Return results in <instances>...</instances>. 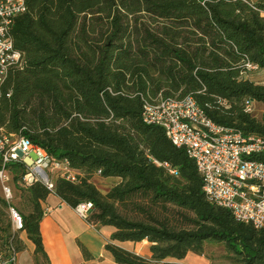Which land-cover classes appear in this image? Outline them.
Listing matches in <instances>:
<instances>
[{"label":"trees","instance_id":"trees-1","mask_svg":"<svg viewBox=\"0 0 264 264\" xmlns=\"http://www.w3.org/2000/svg\"><path fill=\"white\" fill-rule=\"evenodd\" d=\"M25 3L11 27L22 62L3 86L0 134L29 138L78 175L56 178L52 190L41 181L23 187L26 165L12 162L19 193L9 203L0 187V253L26 249L12 230V206L34 245L32 264H50L40 223L54 194L72 208L92 204L84 219L113 229L104 248L116 264H185L209 243L224 246L234 264H264V227L211 204L186 150L142 117L159 93L191 95L215 123L264 136V111L246 110L247 102L264 105V84L242 75L247 63L264 68V0ZM96 175L119 181L102 192ZM143 241L148 256L124 246Z\"/></svg>","mask_w":264,"mask_h":264},{"label":"built area","instance_id":"built-area-1","mask_svg":"<svg viewBox=\"0 0 264 264\" xmlns=\"http://www.w3.org/2000/svg\"><path fill=\"white\" fill-rule=\"evenodd\" d=\"M25 10V0H0V99L10 71L22 62V53L14 46L11 27ZM251 71L264 74V68L247 63L242 75L247 78ZM246 110L253 111L252 103L247 102ZM142 117L145 124L162 127L173 145L186 150L203 179V191L211 204L228 209L239 222L257 229L264 227V160L258 158L264 154V136L245 135L215 123L191 95L164 97L159 93L154 101L145 102ZM18 161L27 168L20 180L23 187L41 181L52 190L56 178L77 180L78 173L67 159L54 158L29 138L1 130L0 187L9 203L13 200L9 165ZM169 171L176 173L174 169ZM91 207V203H84L74 209L85 218ZM9 211L13 233L20 237L23 218L14 207L10 206ZM18 256L11 246L6 257L0 253V264H19Z\"/></svg>","mask_w":264,"mask_h":264},{"label":"crops","instance_id":"crops-1","mask_svg":"<svg viewBox=\"0 0 264 264\" xmlns=\"http://www.w3.org/2000/svg\"><path fill=\"white\" fill-rule=\"evenodd\" d=\"M42 207L44 210L50 208L40 223L44 249L50 264H116L104 248L112 228H97L89 224L74 208L54 194L48 196ZM20 237L26 245L23 252L29 253L32 264L34 245L24 233ZM142 243L148 245L147 241ZM83 249L87 250V256Z\"/></svg>","mask_w":264,"mask_h":264},{"label":"rangeland","instance_id":"rangeland-1","mask_svg":"<svg viewBox=\"0 0 264 264\" xmlns=\"http://www.w3.org/2000/svg\"><path fill=\"white\" fill-rule=\"evenodd\" d=\"M247 78L262 83L264 82V74L257 71H251ZM264 111V105L255 103L253 107L252 114L256 117H260L262 112ZM92 181L96 184V186L102 191H108L115 183L119 181L117 178H103L99 175H96L92 178ZM13 189V200L11 203L16 202L18 200V193H16L15 188L13 187L12 181L10 182ZM8 212L10 213L9 209ZM148 246L146 243H139V244H128L125 247L138 252L139 254H149ZM186 264H234L231 259V254L228 253L224 246L215 243H209L205 247L204 256H199L195 254H189L185 258ZM183 261V262H184ZM19 264H31V258L28 252H22L18 256Z\"/></svg>","mask_w":264,"mask_h":264},{"label":"water","instance_id":"water-1","mask_svg":"<svg viewBox=\"0 0 264 264\" xmlns=\"http://www.w3.org/2000/svg\"><path fill=\"white\" fill-rule=\"evenodd\" d=\"M42 176H43V177H46V173H45V172H42Z\"/></svg>","mask_w":264,"mask_h":264}]
</instances>
